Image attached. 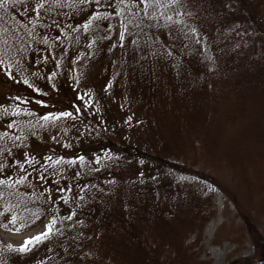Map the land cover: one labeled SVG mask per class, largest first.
<instances>
[{
    "label": "trees",
    "instance_id": "16d2710c",
    "mask_svg": "<svg viewBox=\"0 0 264 264\" xmlns=\"http://www.w3.org/2000/svg\"><path fill=\"white\" fill-rule=\"evenodd\" d=\"M221 1L226 5L220 10L224 22L230 23L234 17L246 22L248 31L244 38L239 29L224 31L217 22L193 14L194 7L192 18L204 33L203 45L179 19L154 17L148 6L146 13L135 12L134 8L133 12L125 10L122 15L109 17L107 22L95 21L85 32L82 22L87 16L95 10L104 11L97 9L94 3L89 6L78 0H59L52 4L49 0L51 10L46 14L43 28L22 21L11 5L7 8L0 5V27L8 25V29L19 31L22 36L25 30L32 31L39 41L25 38L24 43L28 46L24 52L25 61L11 60V79L0 71V132L5 131L7 121L15 120V128L8 133L14 138L19 137L15 143L21 145L12 147L7 137L0 139V149L4 150L0 154V164L5 165L4 172L11 171L15 179L17 171L8 167L11 160L22 163L26 153L31 158L30 164L25 165L31 175L23 185L18 188L0 185V190L5 192L0 196V205L13 206L21 216V223L34 215L40 219L44 215L56 216L55 227L59 230L38 247L24 253L0 243V264H91L90 257L96 256L97 245L105 243L111 228L114 231L110 239L114 247L125 245L123 237L129 240L128 245L133 251L141 249L142 252L144 244L152 243L148 232H156V235L163 231L155 230L156 223L160 222L158 216L163 218L171 208L177 211L161 222L173 233L192 216L203 219L200 216L205 213L204 203L196 201L194 205L197 207L199 203V207H192L191 199L195 195L180 189L171 174L175 170H190L185 168L184 161L180 164L165 155L170 150L173 153V148L179 150L184 146L186 138L174 147H169L167 142L173 139L172 132L177 128H182L184 133L188 130L195 133V127L203 122L209 109V105L203 104L208 93L203 95L214 68H207L204 48H210L213 59L220 62L225 58H229L232 65L242 59L248 62L245 53L252 42H259L258 36L264 35V0H246L250 8L245 5V0H233L232 4ZM253 3L254 8L251 7ZM192 6L193 2L189 7ZM139 7L144 9L145 5ZM60 13L63 15L59 16ZM57 18L61 26L49 28L48 24ZM187 18L181 16L180 19L185 21ZM107 23L112 27L108 28ZM22 24L23 28L20 27ZM77 24L81 27L76 28ZM133 24L138 27L134 28ZM118 25L120 34L116 41ZM3 35L5 33L0 36ZM58 35L59 40L56 39ZM0 59H4L5 64L10 62L2 52ZM216 64L215 73L220 77L221 63ZM96 69H100L102 81L93 77ZM49 74L54 75L49 78ZM23 80H28L39 91L22 83ZM16 96L27 100L20 107L32 114L22 111L20 115H12V107L20 104V101L10 99ZM120 97L123 102L119 101ZM80 103L88 108L89 114H83ZM65 111L72 115L41 120L44 113L55 115ZM70 119L80 123L79 134L73 136L74 147L53 145L50 139L42 137L45 131L60 125L61 120L71 122ZM9 151L12 156H8ZM47 157H64L65 160L59 164H45ZM69 157L84 159L68 164ZM96 157H99L98 162ZM142 166L147 172L144 182L139 179ZM16 168L18 170V165ZM37 176H43L44 180ZM157 180L161 181L160 185ZM84 185L88 187L84 188ZM171 185L173 189L170 190ZM45 187L47 192H43ZM58 188L71 191L59 192ZM160 188L164 189L162 193ZM181 192H186V196H178ZM226 194L231 197L229 191ZM149 195L153 200L149 219H146L136 208V203L138 200L147 202ZM203 198L207 202L209 197ZM17 204L19 208L15 207ZM131 206L134 208L128 211ZM69 212L75 213L71 220L60 219ZM10 215L5 212L0 217V228L11 225L8 223ZM117 227L125 232L119 235V240L116 239L119 230L115 233ZM173 251L176 252L175 248ZM181 258L177 264H186Z\"/></svg>",
    "mask_w": 264,
    "mask_h": 264
},
{
    "label": "rangeland",
    "instance_id": "374dc122",
    "mask_svg": "<svg viewBox=\"0 0 264 264\" xmlns=\"http://www.w3.org/2000/svg\"><path fill=\"white\" fill-rule=\"evenodd\" d=\"M227 1L229 4L233 2ZM192 2L194 6L189 7ZM244 3L250 8L246 0ZM194 7L196 10L193 14L217 22L224 31L239 29L243 32L242 38L248 31V24L234 17L230 23L224 22L220 10L226 5L221 0H181L180 4L172 0H150L148 5L152 16L173 17L179 19L188 29H195L193 36L203 45L204 33L192 18ZM251 7L254 8L255 3ZM258 11H261L260 8ZM181 16L189 18L183 21ZM3 28L9 27L4 25ZM119 34L118 25L115 29L116 41ZM258 38L259 42H252L251 48L245 53L248 62L242 59L233 65L229 63V58L222 62L213 59L210 48H204L206 66L209 70L214 68V74L206 82L207 89L203 95L204 97L208 93L203 104L209 105V109L203 122L195 127V133L188 129L184 133L185 131L181 132L182 128H177L172 132L173 139L167 142L169 147H174L186 138L184 146L179 150L173 148V153L170 150L171 153L166 152L165 155L180 164L184 161L185 168L190 170H175L171 174L180 189H186L187 193L195 195L191 199L192 207H199V203L197 207L194 205L196 201L204 203L205 213L200 216L203 219L192 216L173 233V230L170 231L161 222L177 211L171 208V212H167L163 218L158 216L161 220L156 223L155 230L163 231L156 235V232L154 235L148 232L152 243L148 246L144 244L142 252L141 249L133 251V247L128 245L129 240L123 237L125 245L114 247L111 242L114 230L111 228L105 243L97 245L96 256L90 257L91 264H177L179 259L182 260L181 257L186 264H264V35ZM216 62L221 63L220 77L215 73L218 69ZM99 73L100 69H96L93 77L102 81ZM119 101L123 102L124 99L120 97ZM80 104L83 106V114H89L88 108ZM70 120L72 123L61 120L60 125L48 129L42 137L50 139L53 145L74 147L72 140L80 132V123L76 119ZM144 169L142 166V173L139 175L142 182L147 179ZM160 184L161 181L157 180V185ZM172 187L173 185L168 188L171 190ZM163 191L160 188V193ZM228 191L231 197L226 194ZM186 192L178 193V196L183 194L185 197ZM205 196L209 197L207 202L203 198ZM152 200L149 195L147 202L137 201L136 208L143 214V218L146 216L149 219ZM133 208L131 206L128 211ZM165 209L168 211V207ZM48 223L49 217L44 216L35 225L20 228L18 231L13 230L16 226L6 225L0 228V243L18 249L26 237L43 232ZM119 229L117 227L115 233ZM255 230L257 233L254 234ZM123 233L125 232L119 230L116 239H121L119 235ZM156 236H159L158 240L155 239ZM259 236L261 240L257 239ZM174 248L176 252L173 251Z\"/></svg>",
    "mask_w": 264,
    "mask_h": 264
},
{
    "label": "snow or ice",
    "instance_id": "6c2138e0",
    "mask_svg": "<svg viewBox=\"0 0 264 264\" xmlns=\"http://www.w3.org/2000/svg\"><path fill=\"white\" fill-rule=\"evenodd\" d=\"M52 4H56L59 2V0H51ZM78 2L82 5H89L91 6L93 3L95 4L97 9H104V11L95 10L90 13V15L87 16V19L82 22V26L85 32H88L90 28L94 25L95 21L103 20L105 22L108 21L109 17L114 15H122L125 10L129 12H133V9L135 8V12L145 11L147 6L150 3V0H78ZM172 2L180 4L181 0H172ZM0 5H3L5 8H7L9 5L13 7L16 11V15L22 19V21L26 20L28 24H34L35 26H39L41 28L44 27V21L46 19V14L51 10L49 5V0H0ZM139 5H145L144 9H141ZM135 14V13H134ZM59 16H62L63 13L58 14ZM67 19V17H65ZM127 19V18H126ZM170 19V18H169ZM130 22V21H129ZM179 23V21H177ZM53 25L60 27L59 19H54L51 21V23L48 24V27L51 28ZM23 28V24L20 26ZM81 27L80 24L76 25V28ZM107 27L111 28L112 24L107 23ZM133 27H138L137 24H133ZM76 28H73V31L76 30ZM125 30H127L125 28ZM192 32H195V29L191 30ZM0 32L5 33V35L0 36V52H2L3 56L7 59H9V63L5 64L4 59H0V71H3L5 75L9 77V79L12 78V64L11 60L18 59L20 62L25 61L24 52L28 50V46L24 43L25 38H28L32 40L33 42H39L36 37L33 36L32 31H24V35L22 36L19 31L10 30L6 28H0ZM61 37L58 35L56 37L57 40H59ZM124 39V33H121V40ZM91 43V42H89ZM78 59V57H77ZM54 74H49V78ZM22 83L25 85H28L30 88H33L34 91H39V89H36L34 85L30 84L28 80H23ZM107 87V86H106ZM11 100H17L20 101V104H16L12 107V115H20L22 111L26 114H32L30 110L28 109H21V104H26L27 100L25 98H22L20 96L11 97ZM39 103L43 104V101H39ZM72 115L69 112H62L58 114L53 113H44L41 117V120H49V119H58L60 116H70ZM16 126L15 120H10L6 122V129L4 132H0V139H4L7 137L9 141L12 143V147H20L21 145H17L15 143L16 139H19V137L14 138L12 135L8 133V130H13ZM34 134V133H33ZM3 149H0V154L3 153ZM8 156H12L13 153L9 151ZM30 157L28 154H25V159L21 163L18 160H11L10 165L8 167L11 168L12 171H17V176L14 179L11 171L10 172H4L5 165L0 164V185L5 187H12V188H18L19 186L24 184V181L31 175L25 168V165L30 164ZM84 157H69L67 158V163L72 164L76 163L77 161H82ZM64 157H47L45 159V164H48L49 162L59 164L60 162L64 161ZM99 157H96V161L98 162ZM18 165V170L16 166ZM79 175V173H77ZM37 179H40L41 181L44 180L43 176H37ZM87 185H84V188H87ZM84 189H81L83 191ZM39 191V189H38ZM48 189L45 187L43 189V192H47ZM57 191L59 192H65L71 191V189H64V188H58ZM43 192L41 194L43 195ZM5 192L3 190H0V196H4ZM19 195V193H17ZM25 195H27L25 193ZM48 199L50 200L51 197L49 196ZM57 199H61V197H57ZM66 202V201H65ZM16 208H19L20 205L17 204L15 206ZM5 212H10V219L8 220V223L11 225H19V227L14 228L13 230H20V228L26 227L34 223L36 220L40 219V216L34 215L32 219H29L26 223H21V216L16 211L13 210V206L11 205H0V217H2ZM24 212L27 213L28 209L25 208ZM75 215L73 212H69L66 216L60 217L61 220H71L72 217ZM57 224V217L56 216H50L49 223L45 225L44 231L37 233L35 236L26 237L24 239L23 244L19 246L17 251L24 253L31 251L33 247H38L40 244H42L45 240H48L51 238V236L59 231L55 226Z\"/></svg>",
    "mask_w": 264,
    "mask_h": 264
}]
</instances>
